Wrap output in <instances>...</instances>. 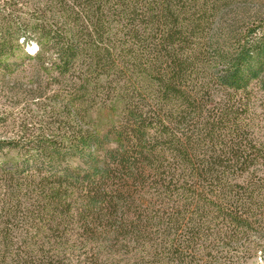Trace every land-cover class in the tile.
<instances>
[{
    "label": "trees",
    "instance_id": "1",
    "mask_svg": "<svg viewBox=\"0 0 264 264\" xmlns=\"http://www.w3.org/2000/svg\"><path fill=\"white\" fill-rule=\"evenodd\" d=\"M19 1L0 0V74L12 77L30 61L57 74V82L75 91L69 102H76L80 128L62 140L0 138V153L18 150L28 161L52 165L75 159L76 170L42 181H71L85 229L106 221L95 236L156 245L145 253L152 258L147 264H235L231 257L220 260L210 244L239 228L264 226L263 187L253 191L236 176L258 158L238 118L249 101L248 84L264 70L263 31L219 52L222 69L213 71L210 46L195 39L205 18L197 11L207 1L50 0L72 20L62 29L23 19L30 8ZM101 95L107 98L101 110H121L119 122L89 119V104ZM13 174L4 171L1 180L7 185ZM149 185L150 199H136L133 189ZM43 192L57 204L72 197L61 186ZM141 201L144 214L131 219L129 211Z\"/></svg>",
    "mask_w": 264,
    "mask_h": 264
},
{
    "label": "rangeland",
    "instance_id": "2",
    "mask_svg": "<svg viewBox=\"0 0 264 264\" xmlns=\"http://www.w3.org/2000/svg\"><path fill=\"white\" fill-rule=\"evenodd\" d=\"M49 1L20 0V7L28 5L30 8L23 19L35 23L44 20L56 29H62L63 23L72 22L70 18H65V13L57 4ZM200 1L202 4V1H207L203 10L197 11L199 18L205 17L198 33L204 38H199V35L195 39L200 44L208 43V60L213 71H220L222 68H217L216 62L219 52L229 51L230 45H235L237 40L243 41L249 34L257 36L253 31L264 33V0ZM79 9L76 4V21ZM128 44L130 48L134 46V43ZM27 50L33 54L37 51V45L33 43ZM135 74L133 81L139 83L140 72ZM55 78L57 74L47 75L33 61L20 67L12 77L0 74V138L18 141L22 135L25 138L42 135L49 141L52 138L62 140L79 131L80 125L74 116L76 102L74 106L69 102V97L75 91L71 92L64 82L59 83ZM247 95L249 101L238 119L245 127L244 137L250 151L258 158L248 166V171H238L236 176L240 183L246 179L247 183L250 181L253 191L263 187L260 201H264V70L259 78L250 81ZM106 101L105 95H101L90 102L89 119L96 122L120 121L121 110L118 114L101 110V105ZM28 159L29 156L18 150L0 153V264H93L96 259L100 264H147L152 260L145 253L156 245L137 242L133 236L126 240L113 234L107 240L95 236L104 231L105 220H94V225L88 226L90 230L85 229V222L78 213L82 201L76 196V187L71 185V181L62 185L53 179L42 181L51 173L56 174L67 168L76 170L78 163L75 159L67 158L53 165L46 159L40 162ZM4 165L6 168L2 167ZM4 171L15 173V178L7 185L1 180ZM59 186L71 193L72 197L57 204L41 196H45L43 191L59 189ZM11 189L13 196L9 195V198L7 191ZM136 189H133L136 199H150L151 185L144 190L148 191L149 196ZM144 209L142 201L137 202L129 211L131 219L143 215ZM210 245L217 247L214 255L222 261L226 260L225 257H231L229 260L235 264H264L263 225L239 228L236 232L222 235Z\"/></svg>",
    "mask_w": 264,
    "mask_h": 264
}]
</instances>
